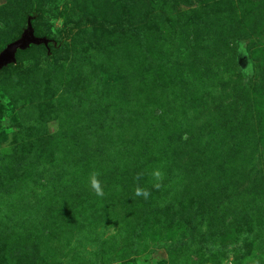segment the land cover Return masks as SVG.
<instances>
[{"label":"rangeland","instance_id":"1","mask_svg":"<svg viewBox=\"0 0 264 264\" xmlns=\"http://www.w3.org/2000/svg\"><path fill=\"white\" fill-rule=\"evenodd\" d=\"M28 26L0 264H264V0H0V53Z\"/></svg>","mask_w":264,"mask_h":264},{"label":"water","instance_id":"2","mask_svg":"<svg viewBox=\"0 0 264 264\" xmlns=\"http://www.w3.org/2000/svg\"><path fill=\"white\" fill-rule=\"evenodd\" d=\"M28 30V34L22 35L20 40L9 43L0 53V69L10 63H14L16 51L25 49L29 43L44 42V40H38L34 37L31 26H28Z\"/></svg>","mask_w":264,"mask_h":264},{"label":"clouds","instance_id":"3","mask_svg":"<svg viewBox=\"0 0 264 264\" xmlns=\"http://www.w3.org/2000/svg\"><path fill=\"white\" fill-rule=\"evenodd\" d=\"M153 175L156 179L162 178V174L158 170L155 171ZM99 177H100V173L98 171L91 172L89 175V186L94 191L96 196L102 198L104 196V191H103V187H102V182H101ZM136 195H143L144 198L147 199L149 197L150 193L145 189L137 187L136 188Z\"/></svg>","mask_w":264,"mask_h":264}]
</instances>
